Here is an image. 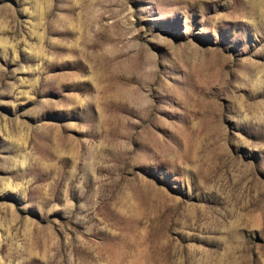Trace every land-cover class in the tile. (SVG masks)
<instances>
[{
	"label": "rangeland",
	"instance_id": "374dc122",
	"mask_svg": "<svg viewBox=\"0 0 264 264\" xmlns=\"http://www.w3.org/2000/svg\"><path fill=\"white\" fill-rule=\"evenodd\" d=\"M0 264H264V0H0Z\"/></svg>",
	"mask_w": 264,
	"mask_h": 264
}]
</instances>
